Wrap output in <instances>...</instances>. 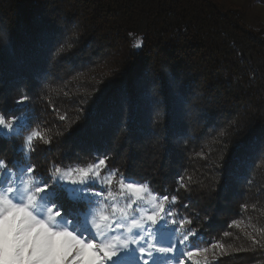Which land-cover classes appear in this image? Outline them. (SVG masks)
<instances>
[{
    "label": "trees",
    "instance_id": "1",
    "mask_svg": "<svg viewBox=\"0 0 264 264\" xmlns=\"http://www.w3.org/2000/svg\"><path fill=\"white\" fill-rule=\"evenodd\" d=\"M0 112L51 137L25 161L38 175L108 156V170L177 196L196 244H225L207 264H264V26L241 11L219 0H0ZM31 128L0 137L10 166Z\"/></svg>",
    "mask_w": 264,
    "mask_h": 264
},
{
    "label": "snow or ice",
    "instance_id": "2",
    "mask_svg": "<svg viewBox=\"0 0 264 264\" xmlns=\"http://www.w3.org/2000/svg\"><path fill=\"white\" fill-rule=\"evenodd\" d=\"M141 44L138 39L133 47ZM27 100L21 96L16 103ZM25 128H31L27 116L0 112V137L19 136ZM37 140L52 142L46 131L31 128L18 148L22 159L10 166L0 158V264H199L200 258L207 264L210 252L226 251L219 241L196 244L191 238L199 239L197 231L185 230L191 219L177 220L172 211L177 196L154 192L147 181L126 178L119 169L108 170V156L66 169L54 164L49 175H38L35 165L25 162ZM184 180L180 177L179 185L187 188ZM62 192L83 207L70 210Z\"/></svg>",
    "mask_w": 264,
    "mask_h": 264
},
{
    "label": "rangeland",
    "instance_id": "3",
    "mask_svg": "<svg viewBox=\"0 0 264 264\" xmlns=\"http://www.w3.org/2000/svg\"><path fill=\"white\" fill-rule=\"evenodd\" d=\"M219 1L228 8L237 9L241 11L243 13L245 22L251 28L260 29L264 26V3L263 2L253 1V0H219ZM118 178L119 177H117V179ZM112 188H113V191L117 190L115 184L112 186ZM66 196H67V193H66ZM74 206H78L79 208L83 207L82 205H77V204ZM166 210H167V207H166ZM72 211H76V210H72ZM175 218L179 220V218H177L176 216ZM185 230H189V229L185 226Z\"/></svg>",
    "mask_w": 264,
    "mask_h": 264
}]
</instances>
